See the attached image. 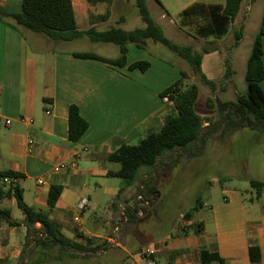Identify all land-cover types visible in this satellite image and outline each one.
Here are the masks:
<instances>
[{
  "label": "crops",
  "instance_id": "obj_1",
  "mask_svg": "<svg viewBox=\"0 0 264 264\" xmlns=\"http://www.w3.org/2000/svg\"><path fill=\"white\" fill-rule=\"evenodd\" d=\"M71 1L78 30L94 28L98 31L100 26L107 30L117 0L94 6L87 0ZM255 1L242 0L232 22L223 14L225 0H154L158 10L153 20L179 45L189 46L196 52L204 46H212L214 52L203 55L201 66L203 59L216 51L233 49L228 54L227 64L234 69L241 61L236 50L249 28ZM0 6L18 10L20 0H0ZM257 7L261 9L262 18L264 0H259ZM107 11L109 18L99 20V16ZM118 19L119 24L124 22L122 15ZM237 21L243 25V31L234 47ZM260 25L261 20L254 28L259 30ZM48 39L16 25L12 19H6L5 23L0 21V115L11 120V126L7 128L0 123V173L11 172L19 176L16 186L22 191L25 205L55 221L61 234L70 241L96 247V264H144L140 252L146 247L153 249L157 264H202L201 250L217 254L224 264H264L261 192H257L254 200L247 198L249 191L245 190L243 194L242 191L224 189L222 199L208 207L206 219L201 214L205 205L200 203L189 219L180 222L181 213L176 225L158 237L148 236L149 230L137 225L145 216L143 211L138 210L134 214L135 222L130 223L124 211L130 209L133 212V207L126 200L114 206L119 190L108 189L107 184L110 179L118 178L107 174L116 172L119 164L110 162L108 157L121 144L139 142L149 133L160 130L170 106L159 94L181 78L180 67H172L157 53L158 44L148 41L143 48L128 44L125 66L115 67L72 56L79 52L54 50L53 45L69 44L83 38L58 42ZM97 44L103 52L110 54L97 56L118 58L116 45ZM261 44L264 68V36ZM139 61L149 64L146 71L128 69L130 64ZM231 75L225 77V83H233ZM260 87L264 94V77ZM70 105L78 108L80 117L88 124L85 134L75 143L68 140ZM29 141H32L31 145ZM256 176H243V179L247 183L252 180L264 182V177ZM38 179L43 181L42 185L37 184ZM55 186L61 188V193L50 210L47 194ZM8 187L3 179L0 180V206H3L0 209L8 210L13 220L22 221L23 215L14 217L12 211L4 207L16 206L14 197L7 192ZM131 189L129 187L127 192ZM104 198L107 199V212L100 211L99 207ZM82 200L88 202L85 211L78 210ZM132 201L135 203L136 199ZM145 206L148 208L149 204L145 203ZM91 208L96 210V216H88ZM36 227L39 228V224ZM24 238L23 226L0 225V264H15L22 253ZM91 239H94V245H91ZM115 239L118 245L112 243ZM251 247L259 251L257 263L250 261ZM79 255L67 260H83L85 255Z\"/></svg>",
  "mask_w": 264,
  "mask_h": 264
},
{
  "label": "trees",
  "instance_id": "obj_2",
  "mask_svg": "<svg viewBox=\"0 0 264 264\" xmlns=\"http://www.w3.org/2000/svg\"><path fill=\"white\" fill-rule=\"evenodd\" d=\"M113 1L87 0L90 6H94L96 3L111 4ZM241 2L242 0H225L224 16L233 22L239 12ZM134 3L144 28L133 31H124L114 27L101 32L94 28L83 31L78 30L71 0H20V8L18 10L10 6H0V21L5 23L6 19H12L16 25L33 33L42 34L54 42L72 41L85 37L94 43L114 44L119 48V56L116 59H105L92 53H73L72 56L78 59L96 60L115 67L125 66L126 47L128 44H133L139 48H143L148 41L160 44L184 60L192 72L196 75L199 74L203 83L208 85L211 90H214L215 85L213 82L201 75L200 71L203 55L209 54L211 50L203 47L199 52H196L189 46H180L173 43L164 36L160 26L152 19L145 0H134ZM109 16L110 12L107 11L103 16H99L98 19L106 21ZM242 31L243 25H240L238 30L234 31V47L238 45ZM263 36L264 11L260 28L253 40L246 63L244 74L246 92L233 103L217 101L219 119L216 124L211 126L210 118L204 119L195 112L198 88L196 85L184 87L182 80L185 78V74L181 72V78L159 94L161 99L167 97L168 103L171 104V112L165 115L160 130L149 133L136 145L121 144L108 157L110 162L119 164V169L116 172L108 173L107 176L123 180L126 187L129 188L138 180L141 169L145 168L147 174L141 176L142 180L139 184L138 190L140 193L138 196L145 203L151 204L153 202L152 195L154 193L157 194V189L154 186L155 178L168 164H165L164 160L173 157L175 159H172L175 161L179 154H184L188 157L195 155L202 147L210 131L228 134L245 128L264 130V94L260 87L264 77L261 59V40ZM148 67L149 64L147 62L139 61L130 64L128 69H138L144 72ZM230 75V67L226 62L225 77L227 78ZM207 106L212 107L210 102L207 103ZM204 124L207 126H204ZM87 129L88 124L80 117L78 108L75 105H70L68 107V140L72 143L77 142ZM173 161L169 163H174ZM3 178H19V176L11 172H1L0 180ZM249 184L257 192L264 191V182L252 180ZM121 191V189L118 191L116 200L120 198ZM7 192L14 197L16 206L23 215V220L15 221L11 218L8 210L0 209V225L4 224L8 227L23 226L25 228L26 242L20 256L21 263L28 259V254L25 252L30 239L34 242L35 249L39 246L42 248V252L34 262H26L25 264L42 262L46 251L54 247L64 252H68L71 249V257L81 253L88 255L96 251V247L81 245L65 238L55 221L48 219L44 213L27 207L23 202L22 191L17 186H9ZM60 193L61 188L58 186L49 190L47 205L50 210L56 205ZM0 195H2L1 192ZM199 203V200H197L196 204L183 215V218L189 219L191 213L197 210ZM114 206H118L116 202ZM137 213L138 210L136 208H133V212L130 209L124 211L127 221L130 223L135 222L134 214ZM37 224H39V228L36 227ZM249 257L252 263H257L259 261L258 249L255 247L249 248ZM200 258L202 264L214 262L224 264L217 254L209 253L206 250L200 251Z\"/></svg>",
  "mask_w": 264,
  "mask_h": 264
},
{
  "label": "rangeland",
  "instance_id": "obj_3",
  "mask_svg": "<svg viewBox=\"0 0 264 264\" xmlns=\"http://www.w3.org/2000/svg\"><path fill=\"white\" fill-rule=\"evenodd\" d=\"M145 2L152 19H155L157 17V5L154 0H145ZM258 2L259 0L255 1L250 16V22L248 24L249 28L245 32L243 43L236 50V53H238L241 58L240 64L237 63L234 69L229 66L230 70L233 69L231 75L233 83L224 82L226 62L229 63L228 54L233 49H225L222 52L216 51L212 56L203 59L200 70L201 75L213 82L215 88L214 90H211L208 85L203 83L199 74L196 75L192 72L189 65H187L184 60L166 47H163L160 44L157 45L159 48L157 53L160 57H162L166 63L169 62L168 64L172 67L178 69L180 67V70L185 74V78L182 80L183 86H197L198 98L195 104V112L204 119L210 118L211 126L216 124L219 119L217 101L233 103L237 101L239 96L246 92L244 74L247 59L250 54L249 49L251 51L253 44L251 39L258 33V27H254L259 25V22L262 19L260 16L261 9L257 7ZM121 15L124 22L119 24L118 17ZM239 24L240 23L237 21L234 31L238 30ZM111 27L120 28L124 31H133L135 29L144 28V24L135 7L134 0L116 1V5L113 7L111 15V21L108 22L106 29ZM104 30L105 28H102L101 26L98 28V31ZM164 36L173 43L179 45V42H177L176 39H172V36H170L167 31ZM53 46L54 50L68 49L69 51L79 53H92L103 56L110 55L103 52L98 47L99 45L97 43L91 42L85 37L69 44L59 43ZM204 47H207L214 52L212 46ZM224 51L226 52L224 53ZM208 102L211 103L212 107L207 106ZM165 104H169L170 109L168 113H170L171 104L168 102ZM204 126L207 125L204 124ZM137 143V141H134L130 144L136 145ZM196 153L190 157L184 154H179V157L175 161H173V159H175L173 157V159L171 158L163 161L165 164H168L161 172H159L158 177L155 178L154 186L157 189V194L154 193L152 195L153 202L149 204L148 208H146L143 199L137 198L140 193L138 188L140 181L142 180L141 176L147 174L145 168L141 169L138 180L132 185V189L129 192H127L129 188L126 187L123 180L119 178L109 180L107 184L108 189L115 187V190H122L120 198L115 200L117 205L122 203V200H126V202L133 208L145 213V216L139 219L137 225L146 227L149 230V234H147L148 236L153 235L158 237L164 231H169L172 226L176 225L178 216L181 213L184 215L196 204L197 200L205 205L201 214L203 219H206L209 214L208 207L222 199L221 193L224 189L242 191L243 194L246 190L249 191V194L246 195L247 198L252 197L254 200L256 199V189L252 188L249 183L245 182L243 176L250 177L257 175L256 177L258 178L260 176L264 177V130L245 128L228 134H221L219 131H210L206 136L202 147L199 149L198 153ZM171 161L174 163H169ZM111 165H114V163H111ZM115 182L117 183L113 186ZM261 193V200L264 203V192ZM134 199H136L135 203L132 201ZM106 201L107 199L104 198L101 204L99 203L100 211H108V204ZM137 203H140V205L137 206ZM4 207L10 209L14 217L22 216L20 210L16 206L10 207L9 205H6ZM93 212L95 214H92ZM89 215L96 216V210L91 208L88 212V216ZM180 222H185L183 217L180 218ZM80 232L81 231H79V233ZM63 234L66 237H70L67 232H64ZM118 240L121 241V238L118 237ZM25 242L26 239L24 238V244L21 247L22 251L25 247ZM90 242L91 245H94V239H91ZM41 252L42 248L38 246L35 249V244L30 239L25 252L28 254V259L21 263L20 255L15 264H25L26 262L32 263L40 256ZM71 252V249L68 252H64L59 248L54 247L46 251L42 262L35 264H96V256H94L96 251L85 255L83 260L69 261L67 259L71 257Z\"/></svg>",
  "mask_w": 264,
  "mask_h": 264
},
{
  "label": "built area",
  "instance_id": "obj_4",
  "mask_svg": "<svg viewBox=\"0 0 264 264\" xmlns=\"http://www.w3.org/2000/svg\"><path fill=\"white\" fill-rule=\"evenodd\" d=\"M162 101L164 103L168 102L167 97L162 98ZM0 123L2 124L3 127H10L11 126V120L9 118H4L0 115ZM29 144H32V141H29ZM73 166V165H71ZM61 167L57 168V170H60ZM19 178H3V181L5 182V184L7 186H16V183L18 181ZM37 184L38 185H42L43 181L41 179L37 180ZM88 207V202L87 200H82L79 204H78V210L80 211H85ZM114 245H118V241L117 239L113 240L112 242ZM140 256L142 257V259L144 260V264H157L156 263V259L154 257V251L151 247H146L143 250H141L140 252Z\"/></svg>",
  "mask_w": 264,
  "mask_h": 264
}]
</instances>
